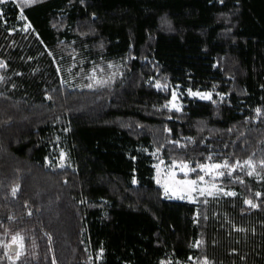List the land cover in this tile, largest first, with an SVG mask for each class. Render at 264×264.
<instances>
[{"label": "trees", "instance_id": "16d2710c", "mask_svg": "<svg viewBox=\"0 0 264 264\" xmlns=\"http://www.w3.org/2000/svg\"><path fill=\"white\" fill-rule=\"evenodd\" d=\"M157 152L234 194L166 197ZM10 232L17 264H264V0L0 4Z\"/></svg>", "mask_w": 264, "mask_h": 264}, {"label": "rangeland", "instance_id": "374dc122", "mask_svg": "<svg viewBox=\"0 0 264 264\" xmlns=\"http://www.w3.org/2000/svg\"><path fill=\"white\" fill-rule=\"evenodd\" d=\"M194 95L201 98L210 97V94L206 92ZM177 98L173 95V106H177ZM156 155L158 158L155 163V179L166 197L173 200L197 202L201 197L234 194L233 190L226 189L217 180L222 174L221 165H202V174L196 176L192 175L195 168L189 163L169 162L162 158L159 152ZM49 162L64 166L67 164V153L59 150V153L53 155ZM27 246L24 237L10 232L5 241L0 239V264H17L26 255Z\"/></svg>", "mask_w": 264, "mask_h": 264}, {"label": "snow or ice", "instance_id": "6c2138e0", "mask_svg": "<svg viewBox=\"0 0 264 264\" xmlns=\"http://www.w3.org/2000/svg\"><path fill=\"white\" fill-rule=\"evenodd\" d=\"M6 2V0H0V4H2V3H5ZM257 111H259V110H257ZM194 183V182H193ZM15 191V190H14ZM248 203L249 204H251V201H248ZM253 206H255V205H253Z\"/></svg>", "mask_w": 264, "mask_h": 264}]
</instances>
